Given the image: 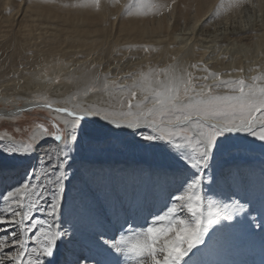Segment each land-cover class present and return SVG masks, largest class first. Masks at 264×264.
<instances>
[{
	"label": "snow or ice",
	"instance_id": "obj_1",
	"mask_svg": "<svg viewBox=\"0 0 264 264\" xmlns=\"http://www.w3.org/2000/svg\"><path fill=\"white\" fill-rule=\"evenodd\" d=\"M248 3L235 0L232 6ZM117 4L112 0L110 6ZM175 4L129 0L121 18L163 15ZM64 7L100 12L104 4L89 0ZM216 18L214 12L205 25ZM119 51L114 49L113 57ZM72 59L83 63L61 62L68 74L56 76L49 74L52 65L41 64L33 51L17 57L10 47L0 54V83L14 81L17 91L65 81L77 86L71 107L40 98L43 103L34 107L48 110L49 116L35 117L26 142L0 137V174L8 165H19L27 176L23 183L0 185V264H217L193 257L210 255L236 231L259 236L264 243V159L258 169L237 167L218 175L214 167L218 158L251 151L256 141L264 150V74L251 82L225 80L221 76L231 72L199 64H191L189 71L170 64L157 72L121 75L119 64L91 62L93 57L83 54ZM127 80L134 83L126 86ZM93 95L99 98L93 100ZM119 137H130L128 143L143 152L158 150L167 168L150 173L95 168L81 159L101 139ZM168 173L183 177L176 191L159 211L142 216L145 190L155 186L153 177ZM70 186L77 197L69 195ZM109 209L114 211L109 214ZM82 228L92 239L86 251H74Z\"/></svg>",
	"mask_w": 264,
	"mask_h": 264
},
{
	"label": "bare ground",
	"instance_id": "obj_2",
	"mask_svg": "<svg viewBox=\"0 0 264 264\" xmlns=\"http://www.w3.org/2000/svg\"><path fill=\"white\" fill-rule=\"evenodd\" d=\"M88 2L89 0H48V2L46 0H0V54L10 47L16 49L17 57L21 52L33 51L41 64L52 65L48 69L49 74L56 76H59L61 72L64 75L68 74V69H64L61 62L70 63L73 66L81 65L82 61L74 60L72 57L83 54L86 58L92 56L93 61L91 62L119 64L121 75L129 72H157L162 68H167L170 64L177 65L179 62L183 64L182 69L188 68L189 71H192L189 68L191 64L206 65L212 71L222 74L232 73V75H222V79L243 77L246 80L238 71L241 69L240 63L235 65L236 69L233 71L232 65L226 61L225 55H221L219 58L218 54L211 55V45H209L211 40L208 41V38L222 29L220 27V29L212 31L213 26L224 24V22L226 25L233 16L251 10L264 12V0H249V3L243 7H233L235 0H176L173 11L170 13L165 11L163 15L150 14L125 18H121V15L129 0H119V4L114 7L110 6L112 0H103L104 7L100 12L87 7H64L66 4H87ZM145 2L148 3L151 0H145ZM161 2L171 3V0H161ZM252 4H255V7H252ZM214 12L218 13V18L205 25ZM112 17H116V19H112ZM228 30L230 31L228 32ZM258 31V26L249 27L247 23L230 27V29L225 28L222 35L228 40L239 42H252L253 38L262 37L264 42V35L254 36ZM262 41L260 44L263 43ZM143 46L158 51L145 52L142 50ZM114 49L120 50L118 56L113 57ZM127 49L132 50L128 51ZM183 54H187L186 61L182 57ZM172 56L176 57L175 61L171 59ZM109 57L113 58L109 59ZM28 59L31 60V58ZM85 62L88 61L85 60ZM107 70L106 67L105 71ZM194 74L203 75V73ZM259 75L260 73L255 76ZM161 79L163 78L161 77ZM133 83V80L125 81L126 86ZM209 83L212 81L210 80ZM79 87L82 88L83 85ZM76 88V85L65 81L60 85L41 87L37 84L17 91L14 81L0 83V125L5 121H13L26 116L28 111L33 112L37 109L43 112L45 109L34 107L37 103H43V100L40 99L42 96L59 101L60 103L56 106H65L67 102V106L71 107L75 101L69 102V98ZM98 98L95 95L92 96L93 100ZM4 132L0 133V137L8 136L17 142L27 141H20L21 138L18 140L10 135L11 133ZM130 139V137L101 139L95 150L88 151L86 149L82 153L81 159L95 168L138 169L145 173L159 170L150 169L141 162L129 163L132 161H130L131 158L138 159L137 154L133 155L134 149L141 151L128 143ZM107 140L111 141L106 143ZM259 143L256 141L250 145L251 151L249 152L264 155L262 154L264 150L259 147ZM106 149H111L112 152L117 151L118 163L106 164L101 159L104 157L101 154ZM243 155L245 153L241 154V156ZM139 157L143 158L142 153ZM259 166L255 167L258 169ZM237 167L247 170L249 166L243 169L244 167L236 164L226 170ZM26 179L27 176L22 166L8 165L0 174V185L14 186L25 182ZM153 179L156 180L155 186H149L145 190L147 202L142 216H147L150 212H157L163 208L169 194L176 191L177 185L183 177L168 173L153 177ZM69 195L77 197L78 192L73 191L70 186ZM113 211L109 209L108 213L111 214ZM115 211H119V209ZM41 218L47 219L44 216ZM140 223H143V219ZM91 239L90 232L86 228H82L73 250L83 249V246L88 245ZM65 257L73 258L68 250H65ZM193 259L197 261L212 260L217 264H262L264 243L259 236H250L243 231H236L232 234L229 243L218 244L210 255H197Z\"/></svg>",
	"mask_w": 264,
	"mask_h": 264
},
{
	"label": "rangeland",
	"instance_id": "obj_3",
	"mask_svg": "<svg viewBox=\"0 0 264 264\" xmlns=\"http://www.w3.org/2000/svg\"><path fill=\"white\" fill-rule=\"evenodd\" d=\"M225 23L226 22H224V24L212 27L213 28L212 31H215L216 29H220V27L222 29H220L219 32H217V34L210 35L208 38V41L211 40L209 44L211 45V49H210L211 55L214 54L213 56H215V54L216 55L218 54L217 55L218 58L221 55H225L226 61L230 65H232L233 71L236 69L235 65L240 63L241 68H243L244 71L243 73L241 72L239 73L243 75L248 81H251V77L255 76L258 73H260V75L263 74L264 73L263 71L264 70V42L262 41V37L253 38L252 42H239V41L228 40L227 38H225L224 35H222V33H224L225 28L230 29V27L231 28L234 26L237 27L240 24L246 25L248 23L249 27L258 26L259 31L258 33L256 32L254 36L264 35V12L263 11L254 12V10L246 11V13L243 12L238 16L237 15L233 16V18L228 22V24L225 25ZM229 31L230 30H228V32ZM261 41L263 43L260 44ZM186 56L187 54L182 55L184 61L188 59ZM262 62H263V65H261ZM177 65H179L180 68L183 66V64H180L179 62ZM256 68L257 69L259 68V71L257 72L250 71V69H256ZM47 111L48 110L45 109L43 112H41L40 110L36 109L33 112L28 111L29 113H27L26 116L20 117L13 121H5L3 124L0 125L1 127L0 133H3L5 131L4 133H7V134L11 133L10 135H12L18 140L19 138H21L20 141H26L28 137L32 135V132L34 131V124L32 122L35 120V117L36 116H40L42 118L48 117L49 112ZM37 122H41V121H37ZM14 126L23 127L24 132L20 131V127H14ZM9 129H11V131ZM25 133H27V135H25ZM110 141L111 140H107L106 143ZM103 152L101 156L104 155V157H102L101 159H103L106 164L118 163L117 151L112 152L111 149H106ZM141 153H142L143 158L139 157ZM134 154H137L138 159L131 158L130 161L131 160L132 161L129 162L130 164L141 162L143 165L148 166L150 169H162V168H167L168 166L166 157L162 153H160L158 150L146 153L143 151H135L134 149L133 155ZM262 159H264V155H257V153L247 152L243 156H241L240 154L235 157H222L215 162L214 167H215L217 174L219 175L223 173L226 170V168L232 165H236V164L241 165L242 168L244 167L243 169H245L246 166H250V165L259 166ZM205 183H208V182L205 181ZM139 222H142V218L139 220ZM86 246H83V249H85V251H86Z\"/></svg>",
	"mask_w": 264,
	"mask_h": 264
}]
</instances>
